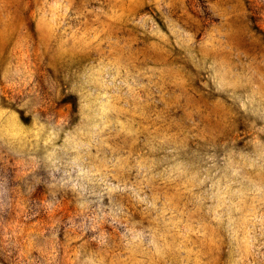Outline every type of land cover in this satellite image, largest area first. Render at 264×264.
I'll use <instances>...</instances> for the list:
<instances>
[{
  "label": "rangeland",
  "instance_id": "rangeland-1",
  "mask_svg": "<svg viewBox=\"0 0 264 264\" xmlns=\"http://www.w3.org/2000/svg\"><path fill=\"white\" fill-rule=\"evenodd\" d=\"M0 264H264V0H0Z\"/></svg>",
  "mask_w": 264,
  "mask_h": 264
}]
</instances>
